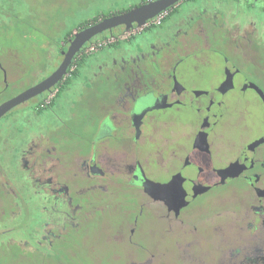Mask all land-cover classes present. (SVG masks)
Segmentation results:
<instances>
[{
    "label": "flooded vegetation",
    "instance_id": "flooded-vegetation-1",
    "mask_svg": "<svg viewBox=\"0 0 264 264\" xmlns=\"http://www.w3.org/2000/svg\"><path fill=\"white\" fill-rule=\"evenodd\" d=\"M127 10L100 12L75 30L57 46L58 66L75 32ZM116 45V55L87 61ZM217 56L219 76L199 75V66L220 64ZM260 91L264 0H183L141 29L92 38L67 76L33 98L35 126L47 113L49 131L18 129L11 144L0 128V262L72 264L78 238L99 224L128 246L125 264H152L144 237L158 220L180 264H264V117L225 151L217 130L227 96L250 92L264 112ZM159 113L187 114L186 128L175 133V119Z\"/></svg>",
    "mask_w": 264,
    "mask_h": 264
},
{
    "label": "rangeland",
    "instance_id": "rangeland-1",
    "mask_svg": "<svg viewBox=\"0 0 264 264\" xmlns=\"http://www.w3.org/2000/svg\"><path fill=\"white\" fill-rule=\"evenodd\" d=\"M139 1L140 0H100V2L99 0H8L7 2L10 6L6 8L7 16H5V20L7 24L11 26L12 23L15 24L19 22L17 19H20V29L24 34V38L20 42H15L13 39L0 41L4 47H8V49L11 50L0 51V104L18 95L27 87H31L38 83L56 70L59 60L57 58V43L55 42L60 39L65 31L71 30L78 23L95 17L100 12L121 9ZM61 2H64V4ZM61 5L66 7L64 8L65 10L76 11V15H70L71 17L65 19L61 32L52 34L56 40L54 44L49 47L44 31L47 25H51L52 22L59 18ZM35 13L41 16L40 20H34ZM43 17L48 20V22H45ZM125 45L126 43L124 42L119 44L120 47ZM94 47L96 49L97 46ZM116 51L117 45L112 48L105 47L89 57L87 61L91 62L95 59L99 61L101 57L106 54L116 55ZM46 54L48 55L46 56ZM216 61H219L220 64L218 65L215 62L217 65L215 64L213 68L211 66H199V75L210 76L213 75L214 72L215 75L219 76L222 60L220 61L217 56ZM84 71L86 70L82 72L84 73ZM251 72L252 71H250V73ZM217 80L219 81V77L218 79L215 78L216 82ZM205 85L206 83H204V86ZM74 90L75 88L73 87L67 89L62 100H60L62 102H60L61 104L59 103L60 106H58L59 110L63 108L59 112L62 118H67V115L64 113L65 109L68 108L66 100L70 101L69 99H71ZM225 99L227 103V112L225 113L224 120L217 127L221 136L218 141L220 147H222L221 151L227 150L228 144L233 141H235L236 144L243 142L247 136L246 128L256 124L260 125L262 122L261 118L264 117L260 102L254 94L250 92H248L246 96H241L233 92ZM34 102L32 99L16 107L0 120V128L8 134L7 141L9 143L15 144V141L21 137L16 133L18 129L24 130L23 134L26 135L27 132L35 133L39 130V126L40 130L42 127L45 133L50 130L48 129L49 127H52L53 120H51V116L47 113L41 117L42 120L40 118V124L35 126V113L33 114L29 111ZM26 117L28 119L33 118L34 120H27ZM156 118H174L175 120L170 128L175 133L185 129V126L180 125L189 120L187 119L189 116L185 113H179L178 115L176 113L166 115L159 113L156 115ZM174 129H177V131ZM158 177L162 179L165 175L159 174ZM23 198L27 200L26 203L31 207L29 210L33 212L35 210L33 209L34 202L30 201V197H24L23 195ZM22 215L23 211H20V214L18 213L13 223H16V221L18 222ZM103 225H105V223H103ZM147 225L149 226L150 233L144 237V240L153 252L151 255L152 264H180L178 256L172 249V234L166 232L163 224L158 220H151L147 222ZM97 227L98 228H94L92 231L88 232V235L82 234L78 238L75 245V258L72 264H125L130 254L127 253L129 250L128 246L121 242H114L110 237V233H106L104 229L99 227V224ZM147 230L148 229H146V231ZM7 231L13 232L12 229H8ZM13 234H15V231ZM214 240L217 241V239L214 238L210 239V241ZM207 246L206 241H204L202 243L204 250L208 249ZM210 247H212V245H210ZM202 254L206 257L205 251ZM0 264L9 263L7 260H1Z\"/></svg>",
    "mask_w": 264,
    "mask_h": 264
},
{
    "label": "water",
    "instance_id": "water-1",
    "mask_svg": "<svg viewBox=\"0 0 264 264\" xmlns=\"http://www.w3.org/2000/svg\"><path fill=\"white\" fill-rule=\"evenodd\" d=\"M182 1L183 0H149L144 4L133 7L127 11L111 15L93 25L75 32L74 38L71 39L67 51L63 52L64 59L58 68L42 81L25 89L18 95L2 102L0 104V120L16 107L23 105L35 97L49 92L58 83H60L67 76L68 69L71 67L75 56L92 38L120 26H125V30L127 32L131 30L134 24L141 29L145 27L150 20ZM226 83L227 82H225L224 85ZM260 94L264 97L261 91ZM232 167L233 166L227 169V174L228 172L231 173L230 170ZM160 199L164 200L165 197L161 195Z\"/></svg>",
    "mask_w": 264,
    "mask_h": 264
},
{
    "label": "trees",
    "instance_id": "trees-1",
    "mask_svg": "<svg viewBox=\"0 0 264 264\" xmlns=\"http://www.w3.org/2000/svg\"><path fill=\"white\" fill-rule=\"evenodd\" d=\"M7 1L8 0H0V41L13 39L15 42H20L24 38V36H23L24 34L21 31V29H20V25H21L20 19L16 18L19 22L15 23V24L12 23L11 26L8 25L7 21L5 20L6 19L5 16H7L6 8H7V6H10ZM91 2H93V1H91ZM94 2H96V1H94ZM61 3L64 4V2H61ZM133 4H136V3H133ZM132 6L133 5H131V7ZM60 7L61 8L59 10V18L56 21L52 22L51 25H47V27H46V29L44 31V35L46 37L47 44L49 45V47H51L54 44L55 40H56V39H54L52 34H54L55 32H57V33L61 32L63 30L62 27L64 25L65 19H68V17H71L70 15H72V16L76 15V11H73V10L68 11L67 9L65 10L64 8H66V7H63L62 5ZM128 8H129V5L126 6V7L121 8V10H127ZM19 15H21V14H19ZM107 15H109V12L108 13L107 12L104 13L103 16H107ZM99 17L100 16L98 14L95 17H93L94 21L98 20ZM40 19H41V16L39 14L35 13L34 14V20L38 21ZM43 19H44L45 22H48V20H46L44 17H43ZM88 21H89V19L84 21V22H82V23H78L71 30L65 31V33L62 36L59 34L61 37H60V39L58 41L56 40V42H55V43H57V46H59L61 43L67 42V39L73 34V32L75 30H77L80 26L87 24ZM48 45H47V47H48ZM3 50L11 51L10 49H8V47H4L0 43V51L3 52ZM47 55L48 54H46V56ZM81 67H82L81 64L77 67V69H76L77 73L80 72ZM75 76H78V75H75ZM66 85L67 86L70 85V82H67Z\"/></svg>",
    "mask_w": 264,
    "mask_h": 264
}]
</instances>
